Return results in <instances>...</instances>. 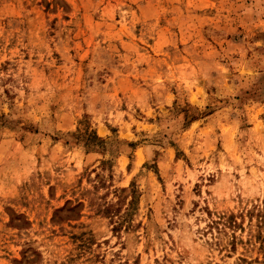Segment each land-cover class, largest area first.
<instances>
[{
	"label": "rangeland",
	"instance_id": "374dc122",
	"mask_svg": "<svg viewBox=\"0 0 264 264\" xmlns=\"http://www.w3.org/2000/svg\"><path fill=\"white\" fill-rule=\"evenodd\" d=\"M0 264H264V0H0Z\"/></svg>",
	"mask_w": 264,
	"mask_h": 264
}]
</instances>
